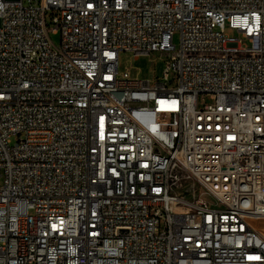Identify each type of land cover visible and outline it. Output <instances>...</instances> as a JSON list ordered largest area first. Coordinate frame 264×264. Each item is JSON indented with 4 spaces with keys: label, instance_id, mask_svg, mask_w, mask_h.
<instances>
[{
    "label": "built area",
    "instance_id": "built-area-1",
    "mask_svg": "<svg viewBox=\"0 0 264 264\" xmlns=\"http://www.w3.org/2000/svg\"><path fill=\"white\" fill-rule=\"evenodd\" d=\"M0 264H264V0H0Z\"/></svg>",
    "mask_w": 264,
    "mask_h": 264
},
{
    "label": "rangeland",
    "instance_id": "rangeland-1",
    "mask_svg": "<svg viewBox=\"0 0 264 264\" xmlns=\"http://www.w3.org/2000/svg\"><path fill=\"white\" fill-rule=\"evenodd\" d=\"M24 1L26 2L27 0ZM47 22L50 27L49 19H47ZM225 32L231 36L242 39L239 33L230 29L228 26H226ZM59 37V34L50 32V38L55 44L59 43ZM173 43L176 46L179 45L178 33H175L173 36ZM167 59L168 58L165 57V55L157 52L151 53L145 57H139L138 59L134 58V56L129 52H120L118 56V69L121 73L128 71L131 78L150 80H156L157 78L161 79ZM17 139L18 136L14 135L11 137V142L15 143Z\"/></svg>",
    "mask_w": 264,
    "mask_h": 264
}]
</instances>
